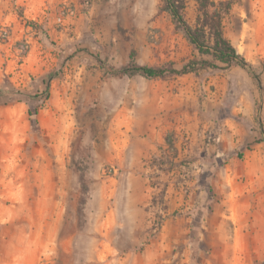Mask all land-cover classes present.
Instances as JSON below:
<instances>
[{"label":"rangeland","instance_id":"rangeland-1","mask_svg":"<svg viewBox=\"0 0 264 264\" xmlns=\"http://www.w3.org/2000/svg\"><path fill=\"white\" fill-rule=\"evenodd\" d=\"M233 2L223 32L260 88L239 67L108 75L131 53L202 58L162 0H0V87L19 92L0 105V264H264V0ZM167 136L173 172L155 177Z\"/></svg>","mask_w":264,"mask_h":264},{"label":"trees","instance_id":"trees-1","mask_svg":"<svg viewBox=\"0 0 264 264\" xmlns=\"http://www.w3.org/2000/svg\"><path fill=\"white\" fill-rule=\"evenodd\" d=\"M162 11L168 13L172 21L188 43L202 57L198 61H193L179 70L171 68H154L148 66H140L134 63L133 53L129 55L130 62L121 69L108 68L103 62H100L103 68L107 69V74L113 77L122 78L124 76L139 75L148 80L162 79L168 76H184L197 69H213V70H229L233 67H239L245 70L252 79L256 82L258 87H261L260 76L256 73L254 68L249 64L243 56H241L230 41L225 37L223 32V21L229 15L233 0H195L197 16L193 26L189 25L183 16L186 0H162ZM207 57V58H204ZM57 74L50 76L45 82L46 97L42 100H36L37 103H44L48 99L49 84L55 79ZM19 92L14 88L0 87V105L8 106L17 102L16 96ZM35 102V103H36ZM28 115L33 118L37 115V107L29 109ZM35 124L37 122L35 121ZM167 148L158 146L159 155L153 154L150 158L151 167L153 171L157 172L155 177L159 174L169 175L173 172V164L177 158V148L174 140L167 136L165 138ZM242 156H239L241 159ZM168 165L167 169H163V165ZM152 179L151 176H149ZM159 184H152L151 188L158 189ZM168 185H163L157 194L160 202L152 201L153 205H160V210L167 213L168 208L165 202ZM163 218V217H162ZM157 222L156 228H160L163 219Z\"/></svg>","mask_w":264,"mask_h":264},{"label":"crops","instance_id":"crops-1","mask_svg":"<svg viewBox=\"0 0 264 264\" xmlns=\"http://www.w3.org/2000/svg\"><path fill=\"white\" fill-rule=\"evenodd\" d=\"M149 154H150V156H149L150 158H151V156H152L153 154H157V155H159V153H158L157 151H155L154 148H152V149L150 150Z\"/></svg>","mask_w":264,"mask_h":264},{"label":"built area","instance_id":"built-area-1","mask_svg":"<svg viewBox=\"0 0 264 264\" xmlns=\"http://www.w3.org/2000/svg\"><path fill=\"white\" fill-rule=\"evenodd\" d=\"M57 22H58V23H61V18H58V19H57Z\"/></svg>","mask_w":264,"mask_h":264}]
</instances>
